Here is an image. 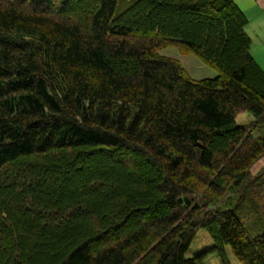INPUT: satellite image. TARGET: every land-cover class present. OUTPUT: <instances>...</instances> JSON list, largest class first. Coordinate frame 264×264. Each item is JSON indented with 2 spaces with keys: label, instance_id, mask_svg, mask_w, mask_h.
Here are the masks:
<instances>
[{
  "label": "trees",
  "instance_id": "16d2710c",
  "mask_svg": "<svg viewBox=\"0 0 264 264\" xmlns=\"http://www.w3.org/2000/svg\"><path fill=\"white\" fill-rule=\"evenodd\" d=\"M73 1L0 0V264H230L226 247L264 264V72L243 12ZM168 44L216 74L189 76ZM198 228L213 243L186 257Z\"/></svg>",
  "mask_w": 264,
  "mask_h": 264
},
{
  "label": "rangeland",
  "instance_id": "374dc122",
  "mask_svg": "<svg viewBox=\"0 0 264 264\" xmlns=\"http://www.w3.org/2000/svg\"><path fill=\"white\" fill-rule=\"evenodd\" d=\"M73 0H70L72 2ZM76 1H73V4H76ZM91 0H78L77 5L78 9L85 11L86 4H89ZM79 14V13H78ZM160 54L169 55L175 57L179 60L182 67L188 73L189 76L193 78H202V77H211L216 74V70L207 64L203 63L194 53L184 52L178 49L173 44H168L158 50ZM253 119L252 115L245 111H238L235 115V120L238 123L249 125V122ZM222 137V136H221ZM264 166V155L257 159L250 167L249 172L256 173ZM264 215V208H263ZM264 219V218H263ZM212 239L204 228H198L195 231L194 236L192 237L188 247L184 251V256L190 257L198 253H204L212 245ZM227 258L230 264H240L238 260L231 254L228 247L225 248ZM204 264H221L219 257L215 252L206 251L202 257Z\"/></svg>",
  "mask_w": 264,
  "mask_h": 264
},
{
  "label": "crops",
  "instance_id": "0c3cea01",
  "mask_svg": "<svg viewBox=\"0 0 264 264\" xmlns=\"http://www.w3.org/2000/svg\"><path fill=\"white\" fill-rule=\"evenodd\" d=\"M246 21L244 30L249 36V50L264 72V0H234Z\"/></svg>",
  "mask_w": 264,
  "mask_h": 264
}]
</instances>
